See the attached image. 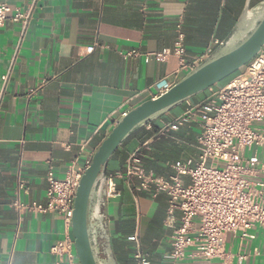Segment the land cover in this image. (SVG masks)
Returning a JSON list of instances; mask_svg holds the SVG:
<instances>
[{
	"label": "crops",
	"instance_id": "crops-1",
	"mask_svg": "<svg viewBox=\"0 0 264 264\" xmlns=\"http://www.w3.org/2000/svg\"><path fill=\"white\" fill-rule=\"evenodd\" d=\"M263 1L250 0L249 8ZM1 3L20 11L32 8V14L26 29L11 20L0 28V264H66L49 251L71 228L55 213L18 214L12 202L45 205L48 167L57 179H63L73 160L85 169L122 115L153 99L157 82L171 80L176 58L145 63L144 56L173 47L179 19L186 57L194 59L214 40L226 39L246 0ZM130 52L138 56L123 57ZM184 111L185 103L128 137L110 158L107 176L122 172L127 157L139 148L145 171L163 179L174 174L173 165L191 161L193 167L199 154L198 121L169 128ZM243 157L263 160L257 148L245 149ZM180 179L190 183L188 175ZM248 180L264 185V173L256 171ZM116 186L119 197L105 199L104 207L114 264H135L131 237L136 231L149 264H264V227L253 228L252 238L227 234L225 261H204L189 249L182 261L172 262L171 232L163 226L167 197L134 194L124 179H117ZM260 190L264 205V186Z\"/></svg>",
	"mask_w": 264,
	"mask_h": 264
},
{
	"label": "built area",
	"instance_id": "built-area-1",
	"mask_svg": "<svg viewBox=\"0 0 264 264\" xmlns=\"http://www.w3.org/2000/svg\"><path fill=\"white\" fill-rule=\"evenodd\" d=\"M31 14L32 8L20 11L18 8L12 9L7 3H1L0 28L7 20H11L26 29ZM184 39L182 21L179 19L175 25L173 47L145 54V63H163L170 57L177 60V69L171 80L164 79L155 84L157 95L154 98L166 93L205 61L215 47L221 45L214 40L212 46L203 53L188 59ZM91 50L89 48L88 52ZM132 56H138V53H126L123 57ZM1 99L0 90V102ZM190 119L197 120L200 128L197 136L199 154L193 167H190L191 161L185 165H173L174 174L169 179H163L145 171L141 164L142 149L139 148L127 157L122 172L106 177L105 199L119 197L117 179H124L134 194L145 192L151 198L164 194L167 197V210L163 226L171 232L172 262L182 261L189 249L193 250L194 256L204 261H225L227 234L239 235L241 239L252 238L249 232L253 228L264 227V205L260 190L264 185L248 180L256 171L264 173V45L227 83L209 88L197 102L186 101L184 113L169 128L175 129ZM145 147L143 145L142 148ZM250 148L261 150L262 162L243 157L245 149ZM85 169L78 168L73 160L63 179H57L52 167H48L45 174V205L24 204L17 199L11 207L18 214L25 211L55 213L61 217L66 228H71L73 203ZM183 175L189 176L188 185L181 183L180 177ZM20 188H23L21 183ZM176 212L179 213L178 222L175 219ZM131 240L135 244V264H149L140 248L137 231ZM49 252L58 262L79 264L72 235L68 232L52 245Z\"/></svg>",
	"mask_w": 264,
	"mask_h": 264
},
{
	"label": "water",
	"instance_id": "water-1",
	"mask_svg": "<svg viewBox=\"0 0 264 264\" xmlns=\"http://www.w3.org/2000/svg\"><path fill=\"white\" fill-rule=\"evenodd\" d=\"M249 5L250 0H246L226 39L205 61L166 93L137 105L121 117L95 150L80 179L73 203L71 235L79 264H114L106 242L104 207L107 167L116 150L135 131L226 80L259 53L264 45V1L253 9ZM93 207L95 215L92 214ZM93 225L102 231L100 256H97L91 238Z\"/></svg>",
	"mask_w": 264,
	"mask_h": 264
},
{
	"label": "flooded vegetation",
	"instance_id": "flooded-vegetation-1",
	"mask_svg": "<svg viewBox=\"0 0 264 264\" xmlns=\"http://www.w3.org/2000/svg\"><path fill=\"white\" fill-rule=\"evenodd\" d=\"M91 238L94 244V248L96 250V254L97 256H100L101 246H100V241L98 239V230H96V226L94 225L91 228Z\"/></svg>",
	"mask_w": 264,
	"mask_h": 264
},
{
	"label": "trees",
	"instance_id": "trees-1",
	"mask_svg": "<svg viewBox=\"0 0 264 264\" xmlns=\"http://www.w3.org/2000/svg\"><path fill=\"white\" fill-rule=\"evenodd\" d=\"M236 74V73H235ZM235 74H233L232 76H234ZM232 76H230L229 78H227L226 80H229ZM226 80L222 81V82H225ZM193 99V98H192ZM191 99V100H192ZM149 125V124H148ZM136 132V131H135Z\"/></svg>",
	"mask_w": 264,
	"mask_h": 264
},
{
	"label": "rangeland",
	"instance_id": "rangeland-1",
	"mask_svg": "<svg viewBox=\"0 0 264 264\" xmlns=\"http://www.w3.org/2000/svg\"><path fill=\"white\" fill-rule=\"evenodd\" d=\"M134 133H135V132H134ZM207 164H209V162H208Z\"/></svg>",
	"mask_w": 264,
	"mask_h": 264
}]
</instances>
